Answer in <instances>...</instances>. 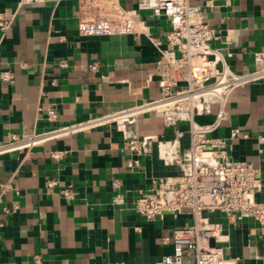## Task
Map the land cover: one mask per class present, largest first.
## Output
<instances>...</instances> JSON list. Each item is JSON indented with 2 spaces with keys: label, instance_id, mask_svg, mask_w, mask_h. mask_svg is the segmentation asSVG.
Returning a JSON list of instances; mask_svg holds the SVG:
<instances>
[{
  "label": "crops",
  "instance_id": "obj_1",
  "mask_svg": "<svg viewBox=\"0 0 264 264\" xmlns=\"http://www.w3.org/2000/svg\"><path fill=\"white\" fill-rule=\"evenodd\" d=\"M89 1L101 0H39L23 8L20 0H0V12L14 15L10 31L4 37L0 32V72L14 75L12 83L0 80V144L10 134L40 133L160 97V53L147 36L80 34L82 6ZM139 1L118 0L127 9ZM193 3L204 8L206 21L220 36L212 46L230 68L239 74L257 69L253 55L264 52V0H214L207 8L204 0ZM143 16L154 35L170 30L167 18L151 12ZM93 63L96 72L89 68ZM50 109L55 120L48 118ZM227 111L228 119L212 136L229 139L232 159L259 168L258 198L264 201V143L259 141L264 137V80L233 92ZM214 116L215 107L199 121L209 123ZM138 128L141 135L170 138L174 133L156 113L142 115ZM234 128L241 134L231 140ZM189 146L186 137L182 149ZM53 151L63 157L54 160ZM131 159L113 127L48 142L29 153L1 155L0 264H36V256L42 264H157L172 255L174 230L191 223V216L166 213L148 221L132 203L181 168L166 166L157 148L142 156L136 169L128 166ZM66 188L73 189L74 199L61 195ZM118 193L124 204L113 202ZM204 216L224 224L225 264H264V233L254 222L229 226L222 214Z\"/></svg>",
  "mask_w": 264,
  "mask_h": 264
},
{
  "label": "built area",
  "instance_id": "obj_2",
  "mask_svg": "<svg viewBox=\"0 0 264 264\" xmlns=\"http://www.w3.org/2000/svg\"><path fill=\"white\" fill-rule=\"evenodd\" d=\"M39 0H20L19 8ZM198 0H140L135 9H127L118 0L85 2L82 6L79 32L81 35H145L160 53L156 63L160 97L119 112L59 126L26 136L10 134L0 144V156L12 152H30L52 141L102 127H113L122 134L125 148L134 159L128 166L136 169L142 156L157 148L160 160L166 166H179L181 172L160 178L154 189L142 192L132 203V209L148 221H155L166 213L189 214L191 223L174 230L172 255L157 264H225L222 247L224 224L210 221L205 213H219L229 226H238L244 220L254 222L264 233V201L259 200L262 180L259 168L247 161L234 160L229 152V139L215 138L228 119L230 96L238 89L264 80V52L253 55L258 68L244 74L234 72L222 51L212 46L220 39L217 31L205 19L204 8ZM205 7L214 0H204ZM144 12L169 20L170 30L156 36L145 24ZM14 15L0 12V32L4 37L12 28ZM232 38L227 39L229 44ZM67 67L66 61L60 62ZM90 70L96 72L93 63ZM0 80L12 83L10 71L0 72ZM215 107V116L209 123L199 118L208 116ZM156 113L166 128L174 129L170 138L159 135H141L139 118ZM49 120L56 119L50 109ZM185 125V128H183ZM241 134L234 128L231 140ZM189 140V148L182 149V140ZM247 137V134H244ZM259 141L264 143V137ZM51 157L59 160L63 152L53 151ZM51 184H53L51 182ZM120 189L119 183H114ZM65 199H74L72 188L61 191ZM113 202L125 203L118 193ZM36 264L42 258L36 256Z\"/></svg>",
  "mask_w": 264,
  "mask_h": 264
}]
</instances>
